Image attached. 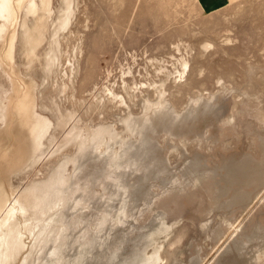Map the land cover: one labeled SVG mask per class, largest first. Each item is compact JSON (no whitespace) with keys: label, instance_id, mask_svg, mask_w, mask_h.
I'll return each mask as SVG.
<instances>
[{"label":"rangeland","instance_id":"rangeland-1","mask_svg":"<svg viewBox=\"0 0 264 264\" xmlns=\"http://www.w3.org/2000/svg\"><path fill=\"white\" fill-rule=\"evenodd\" d=\"M64 6L65 0H52L45 22L41 14L28 17L31 27L46 24L37 45L29 47L17 25L13 61L0 40V103H8L7 123L0 113V183L10 199L29 202L27 195L63 168L74 174L79 202L74 212L67 206L58 211L68 216L56 244L61 223L52 220L60 216L51 211L50 242L32 257L26 250L13 264H31L35 256L41 257L34 264H57V251L59 264H141L159 248V264H264V183L244 186L247 200L241 201L235 200L240 183L224 179L234 160H264V0H226L211 8L203 0H72L70 21L61 28ZM23 19L21 12L19 23ZM110 88L128 107L109 99ZM161 92L180 118L201 102L211 108L175 135L150 132L156 143L150 151L165 159L169 171L152 174L163 164L150 160L149 151L138 160L121 157L120 143L114 153L105 144L80 147L83 136L109 126L128 140L125 118L148 113ZM25 93L36 113L52 121L39 152L17 118ZM195 157L201 169L193 175L187 169ZM79 159L87 162L74 171ZM140 176L145 187L133 186ZM125 183L132 186L125 189ZM137 188L149 201L128 197ZM125 202L129 218L114 211ZM106 216L109 222L99 224ZM32 240L26 243L32 246Z\"/></svg>","mask_w":264,"mask_h":264},{"label":"bare ground","instance_id":"bare-ground-1","mask_svg":"<svg viewBox=\"0 0 264 264\" xmlns=\"http://www.w3.org/2000/svg\"><path fill=\"white\" fill-rule=\"evenodd\" d=\"M51 3H52V0H0V40L3 41L2 43H4L5 56L7 57L8 60L13 61V59H14L13 54H14V50H15V46H16L17 35H18L17 34V25L18 24H21V26L24 30V35L27 38L26 42H27V45L29 47H32L33 45H37L39 43V41L43 35L42 29H44L46 24L44 23L41 27H38L37 25L34 24V26L31 27V26H29L27 19L30 15L36 17V15L41 14L40 17L45 22L47 20L48 16H51V13H52ZM71 5H72V0H65V6L62 10V16L60 17V27L61 28L65 27L68 24V22L70 21V17L72 15ZM21 12H24V19L21 23H19V16H20ZM187 67H188V62L184 61L183 62V68H184L183 72L186 71ZM167 76H168V74H167ZM108 90H109V93H108L109 99H111L112 101L118 100L119 103L121 104V106L122 105H125V106L128 105L124 96L118 95L112 88H110ZM163 97H164V92H161L160 100L157 103H152L150 111L148 113L143 114V116H140V115L135 116L134 114L133 115L131 114L127 118H125L126 128L130 132V138H128V140H124L123 138H119L118 130L116 129V127H110L109 126L107 129L94 130L92 133L90 132L85 137L83 136L82 140H81L80 147H82V149H83V147H85V148L90 147L93 149H97V148L99 149V146H101V144H105L106 149H108V152L110 151L109 153H112L113 149L115 148L114 146L120 143V146L123 148V150L121 151L122 155L120 153L121 157L125 154H128V155H130L129 160L130 159L131 160H138L139 158H137L135 156L141 157V155L143 153L146 154V152H148V151L152 152L150 150L156 144V143L153 144L154 141L152 142L153 138L151 137L150 132L152 133V132H156L160 129H163V130H166L169 135L170 134L175 135V134H177L176 129L181 128L184 125V123H186L188 120H194L195 121L196 118L199 116V114L205 113L210 108V105L207 102H204V103L201 102V103H199V104H202V105H200V108H195L196 106L192 107L190 110H188L180 118V114H176V111L175 112L173 111V106L170 103L166 102V100ZM33 98H35V97H33ZM100 103H101V101H100ZM7 111H8V103L3 101V103H0V113H1V117H2V120L4 121V123H7V116H8ZM9 111H10V109H9ZM17 116H18L17 118H19L21 120L20 123L22 122L25 125V127L29 128L30 135L32 136V139L35 143L34 148H35L36 152L42 151V147L44 145V139L52 127V121L50 120V118L36 113L34 101L31 99L29 93H25L23 95V97L21 99H19V109H18ZM63 120H65V119H63ZM70 120H72V119H70ZM67 123H68V121L66 119V122H64L63 124H67ZM74 131H75V129L73 127L72 130L68 134H72V133H74ZM107 135H108V140H106ZM184 135L187 136L186 133ZM79 136H81V135L78 132V133H76L74 138H78ZM131 136H134L135 139H136L135 136H139L140 138L137 140H135V139L133 140V137L131 138ZM262 147H263V152H264V139H262ZM140 150H142L141 154H140ZM113 153H114V151H113ZM117 154L119 155V153H117ZM79 156H78V158H79ZM111 156H110V158H111ZM112 158H113V156H112ZM76 160H74V164H76V162H77ZM122 160L121 161L118 160L119 162L116 161V163L117 162L122 163ZM150 160H154L155 164L157 162H160L161 165L163 164V167L158 168L157 171H155V170L153 172L151 171L152 174L160 173V172L167 170V164L164 161L165 159L161 158L157 154V152L154 151L153 156H152V158H150ZM194 160L195 161H193L192 163L190 162L192 160L189 161L191 163V164H189L190 168L189 167H185V168H189L187 170L192 172V174H193V172H196V174H197L198 173L197 171H199L201 169V162H200V159L198 157ZM79 161H78L79 163L76 165V170H74V171H77L79 168L84 166L83 164H86V162H87V160H86V162L84 160L83 161L84 163H82L81 159H79ZM227 164H228V162H227ZM123 165H124V162L122 163V166ZM65 167L66 166H64V168ZM144 169H145V166H144ZM125 170H126V168H125ZM121 171H123V170H121ZM167 171H169V170H167ZM186 171L185 172L182 171V173L183 174L187 173ZM225 171L226 172H224L225 173L224 179H226V181L229 184H234L236 182L240 183V185L236 188V191H235V197H236L235 200L239 199V200L243 201L246 199L247 194H245L246 191L244 189V186L250 185L256 181H259L260 183H264V160L263 159H262V161L256 162V161L252 160L251 157L245 156L239 160H234V162L228 164L226 166ZM60 172H61V174L58 173L57 176L52 177L48 182L44 183L43 187L41 189H39V191L37 193L32 192L31 194L27 195V200H29V202L22 200L19 196H16L15 198L10 199L7 195V192H6L7 190L5 189L4 183L3 184L0 183V264H13L26 250L29 251L28 257H32L31 255H37L38 253H40L43 250V248L50 242V240L48 239L50 234L53 231H55V228H53L55 225L53 227L51 225L54 224L55 222L56 223L60 222L61 224L58 223L59 225L56 226L57 227L56 235H55V237H53L54 239H52L53 243L56 244V242L58 240L57 236L59 235V232L66 225L64 223L65 222L64 218L66 216H68V215H66V212L59 214L58 211H60V209H62L61 208L62 206L63 207L67 206V207H69V209H72L79 204L77 197H76V192L78 189L74 187V185H75V183L73 181L74 174L72 173L70 175H66V173H65L66 169H63V168ZM179 172H180V170H179ZM120 173H122V172H120ZM120 173L119 174L117 173L116 175L117 176L119 175L120 178L124 179L123 178L124 176L121 177ZM203 173H202V175H203ZM173 175H174V173H173ZM185 175H187V174H184L185 178L188 177ZM155 176L156 175H154L153 177H155ZM119 177H118V179H119ZM173 177H175V175ZM148 178L145 179V181L150 180ZM172 178L170 180H172ZM187 180H189V179H187ZM143 181L144 180L140 176L137 183H134L133 186H135V184H138L140 186V185H142ZM171 182H173V181H171ZM176 183H178V182H176ZM165 185L167 186V183ZM130 186H132V185L131 184L129 185V183L124 184L125 189L126 188L128 189V187H130ZM142 186L145 187L144 184ZM144 191H146V190H144ZM114 193H116V192H113L109 196L110 199H111V197L113 198V196H114V198H116L115 197L116 195H114ZM144 193L139 191V189L137 188L133 192H131L129 195L127 193V195H128V197H131L132 200H134V202H137L139 200L144 199L145 195L147 196V194L143 195ZM48 194H49V196L50 195L51 196L48 199H45ZM66 194H68V195H66ZM122 196L125 197V195H122ZM127 198H125L126 201H127ZM122 199H119V200H122ZM145 199H144V201L148 200V199H146V200ZM115 202H116V200H115ZM118 202H121V201H118ZM151 202L152 201L150 200V203ZM28 203H30V204H28ZM84 204H85V202H84ZM67 207H65V208L67 209ZM126 207H127V203L125 202L121 206L120 209H119V206H118V208L115 207L114 211L116 209H118L117 211H119V213L121 215L125 216L126 218H129V217H127L128 213H127ZM84 208H86V205L81 206V209H84ZM74 209H72V211ZM51 211H54V214H57V215L59 214V216H60V218L58 220H56V218H55L56 221L52 220V221H54V223L53 222L51 223V221H50L52 219V216L49 214ZM134 212H135V210H134ZM115 214H116V211H115ZM73 215H75V214H73ZM117 215H118V213H117ZM70 216H72V215H70ZM107 216L104 217L99 224L103 225V223L106 220H108V222H109V218L106 219ZM80 217L81 216H79L78 218L80 219ZM83 217H85L84 214H83ZM86 218H87V216H86ZM113 218H116V217H113ZM67 220L69 221V219H67ZM118 220H119V222H122L123 221L122 216L119 215ZM87 226H88V224H87ZM102 228H103V226H102ZM36 230H38V231L36 232ZM97 234H99V233H97ZM67 236H68V234H67ZM30 237H33V240H34V244L32 246H29L30 243H29V245L26 243V239L30 238ZM89 237H90V235H89ZM86 243H88V242H86ZM89 246H88V249H86V250H89ZM51 247H54V246H52V244H51ZM56 247L59 249V245H57ZM159 249L156 251L154 250L153 256L151 255L152 257H149V256H148V258L146 257L147 260L145 259V261H143L141 264H159V261L160 260L162 261V258L160 256L161 254H159L160 253ZM34 251H37V253H34ZM57 254H58V257L56 258V260H58L57 264H59L62 256L59 255L58 251L55 254H53V256H55ZM40 257L35 256L33 259L31 258L32 261H30V263L31 264L36 263L37 259H39Z\"/></svg>","mask_w":264,"mask_h":264},{"label":"crops","instance_id":"crops-1","mask_svg":"<svg viewBox=\"0 0 264 264\" xmlns=\"http://www.w3.org/2000/svg\"><path fill=\"white\" fill-rule=\"evenodd\" d=\"M206 7L211 8V7H217L226 2V0H203Z\"/></svg>","mask_w":264,"mask_h":264}]
</instances>
